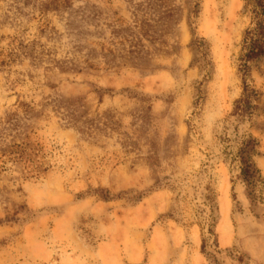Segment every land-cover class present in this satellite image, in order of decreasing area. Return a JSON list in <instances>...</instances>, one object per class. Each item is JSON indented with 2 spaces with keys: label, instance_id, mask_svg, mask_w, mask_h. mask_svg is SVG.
<instances>
[{
  "label": "rangeland",
  "instance_id": "rangeland-1",
  "mask_svg": "<svg viewBox=\"0 0 264 264\" xmlns=\"http://www.w3.org/2000/svg\"><path fill=\"white\" fill-rule=\"evenodd\" d=\"M244 5L0 0V264H264Z\"/></svg>",
  "mask_w": 264,
  "mask_h": 264
},
{
  "label": "trees",
  "instance_id": "trees-1",
  "mask_svg": "<svg viewBox=\"0 0 264 264\" xmlns=\"http://www.w3.org/2000/svg\"><path fill=\"white\" fill-rule=\"evenodd\" d=\"M244 7L250 13L249 25L245 28L242 41L240 56L239 71L241 72L243 79V93L244 98L238 100L236 106L237 109H241L248 105L249 94L255 95L254 89L248 87L246 78L249 72V62L264 57V0H244ZM251 142V141H250ZM250 142H246L244 147L241 148L240 161L241 167L240 172L244 179L249 180L250 183L258 181L260 179L259 172L252 167V163L249 160L251 153L254 151L253 147L250 146ZM208 233L213 235L211 229H208Z\"/></svg>",
  "mask_w": 264,
  "mask_h": 264
}]
</instances>
